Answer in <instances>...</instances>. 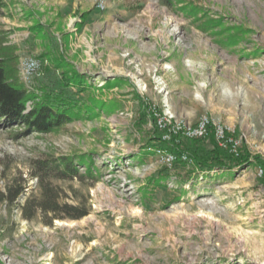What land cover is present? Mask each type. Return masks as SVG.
<instances>
[{
	"label": "rangeland",
	"instance_id": "obj_1",
	"mask_svg": "<svg viewBox=\"0 0 264 264\" xmlns=\"http://www.w3.org/2000/svg\"><path fill=\"white\" fill-rule=\"evenodd\" d=\"M3 1L0 42L14 47L25 88L81 111L47 134L0 120V264H264V0ZM206 17L224 29L202 30ZM61 56L83 89L60 85ZM91 97L102 102L92 117ZM201 118L217 148L247 163L201 173L152 146L153 128L167 142L197 139L172 127ZM8 187L23 191L1 200ZM45 191L87 214L35 212L49 206Z\"/></svg>",
	"mask_w": 264,
	"mask_h": 264
},
{
	"label": "trees",
	"instance_id": "obj_2",
	"mask_svg": "<svg viewBox=\"0 0 264 264\" xmlns=\"http://www.w3.org/2000/svg\"><path fill=\"white\" fill-rule=\"evenodd\" d=\"M168 5H172L171 0H164ZM182 3V0H177ZM5 8V3L0 0V14L2 9ZM182 11H185L191 18H205L197 17L198 13L202 10L190 3H183L180 7ZM85 15L82 19H85ZM206 23L200 25L202 30L206 28L212 29L214 27H220L223 30L222 23L220 19H210L206 17ZM38 25V24H37ZM36 25V26H37ZM38 27V26H37ZM36 27V28H37ZM238 33V32H237ZM234 36H237L236 34ZM229 36L230 38L234 37ZM14 47L3 46L0 42V120L9 126H23V133L29 131H35L40 134H47L65 123L78 118L81 111V107L77 105L76 102L69 100L59 93L56 95L49 89H41L39 93L28 91L25 88L24 83L18 75L17 70V56L14 54ZM53 66L57 69H61L60 75V85L63 88L69 86H76L83 89L84 80L81 74L75 71L61 56L59 59H52ZM113 83L106 82L105 87H110ZM30 103L29 110H27V104ZM102 107V102L96 100L94 97L90 98L89 105L82 106L87 112H91V117L96 116L95 108L99 109ZM210 133L208 138L211 139V144H213V132L211 126H208ZM154 130V137L151 140L152 146L165 150L176 156V163L187 164L191 163V166L195 171L201 173H210L216 169H226L231 170L235 167H240L247 163L248 159L243 151L237 157L233 158L232 155L228 153L227 150L217 148L214 144L210 149H207L200 138L187 140L181 142L175 140L164 141L161 139L160 131L156 128ZM176 141V142H175ZM185 154V158L181 159V155ZM63 164V172H73L72 163L69 158L59 159ZM91 161V159H89ZM256 162H262L256 160ZM81 164L85 166V170L88 175L91 174V168L86 161L81 160ZM37 168L40 171L46 170L48 165L42 163H37ZM23 191L21 188L12 195L11 187H8L5 194L1 195V200H6L8 202L14 201L20 193ZM44 194V195H43ZM43 200L46 197V202H49V206H44L39 204L35 207V212L41 215H46L48 213L52 214L54 219L68 218L72 220H77L84 217L87 213L86 211H80L77 207H72L68 205H58L54 199H47V191L43 193ZM31 218V216L29 217Z\"/></svg>",
	"mask_w": 264,
	"mask_h": 264
},
{
	"label": "built area",
	"instance_id": "obj_3",
	"mask_svg": "<svg viewBox=\"0 0 264 264\" xmlns=\"http://www.w3.org/2000/svg\"><path fill=\"white\" fill-rule=\"evenodd\" d=\"M24 66H25V74L27 76L28 79L32 78L33 73L36 71V69L38 68V64L36 62V60L31 59V58H27L24 61ZM22 80V79H21ZM171 117L169 119H165V121H163V125H165L166 123H171ZM159 126L162 127L163 125H161V123L159 122ZM209 122L206 118H201L194 127H182V126H176V127H172V130L174 133H177L179 131H181L185 137L188 138H201L204 137L207 134V126H208ZM164 127V126H163ZM216 134L219 136L221 135V131L218 130L216 132ZM160 149L157 150V153H160ZM172 159V158H171Z\"/></svg>",
	"mask_w": 264,
	"mask_h": 264
},
{
	"label": "bare ground",
	"instance_id": "obj_4",
	"mask_svg": "<svg viewBox=\"0 0 264 264\" xmlns=\"http://www.w3.org/2000/svg\"><path fill=\"white\" fill-rule=\"evenodd\" d=\"M165 69H167V67H165Z\"/></svg>",
	"mask_w": 264,
	"mask_h": 264
}]
</instances>
